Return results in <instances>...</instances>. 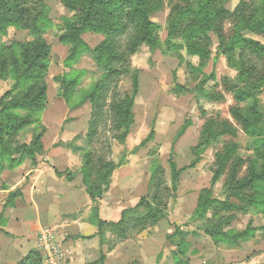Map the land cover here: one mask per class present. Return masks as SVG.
I'll list each match as a JSON object with an SVG mask.
<instances>
[{"label": "rangeland", "instance_id": "obj_1", "mask_svg": "<svg viewBox=\"0 0 264 264\" xmlns=\"http://www.w3.org/2000/svg\"><path fill=\"white\" fill-rule=\"evenodd\" d=\"M42 1L53 21L44 34L52 50L45 77L47 103L38 122L25 127L15 137L16 143H30L44 130L47 148L57 155L63 147L72 148L71 158L78 159L80 169L88 151L95 158L102 156L119 164L112 176L113 189L98 199V209L104 201L110 219L119 208L134 207L143 196L167 216L156 225L152 219L141 224L136 220L149 213L145 206L128 213L125 237L114 227L105 228L102 251L89 246V251L82 250L88 253L74 259L76 263L264 264V77L253 71L263 69L259 58L248 49H239L236 57L243 69L238 72L219 52V40L212 34L210 59L201 63L187 52L181 37L168 42V17L175 2L163 0L162 9L152 15L160 25L157 47L144 44L138 48L119 83V99L130 95L134 100L128 135L121 138L122 131L102 120L90 144L93 106L87 94L105 72L89 52L65 64L70 44L59 41V26L73 13L61 0ZM243 3L262 14L264 0L216 1L231 13ZM234 24L233 18L222 22L220 32L226 40ZM244 36L264 43L263 35ZM83 38L94 48L103 36L86 33ZM32 40L28 31L11 27L0 37V46ZM63 74L69 79L80 74L71 104L66 103L62 85L55 79ZM15 83L13 75L0 77V99ZM261 84V89L250 93ZM105 117L110 119L108 109ZM46 153L37 156V164ZM23 164L35 166L30 156ZM99 169L100 165L95 168ZM46 228L55 227L42 229ZM68 238L77 241L79 248L86 239L80 235Z\"/></svg>", "mask_w": 264, "mask_h": 264}, {"label": "trees", "instance_id": "obj_2", "mask_svg": "<svg viewBox=\"0 0 264 264\" xmlns=\"http://www.w3.org/2000/svg\"><path fill=\"white\" fill-rule=\"evenodd\" d=\"M61 1L73 13L72 17L63 18L59 26L61 31L58 35L59 41L70 44L65 64L78 61L83 53L89 52L105 72L87 94V99L93 106L88 142L94 143L102 120L109 123L114 130L122 131L120 137L125 139L133 122L134 100L130 95L119 99V83L129 71L130 58L138 48L144 44L153 49L157 47L160 25L153 21L152 15L162 9L163 0ZM216 1L219 2V0H170V3L175 2V5L172 6L168 17V42L170 43L174 37H181L187 52L197 56L201 63H205L211 56L210 45L213 34L219 40V52L238 72L243 68L236 57L237 52L239 49H248L263 64L262 70L253 69V71L262 72L260 76L264 77V43L244 36V33L264 36V5L261 15L247 9L250 7L248 3L238 5L231 13L224 5L217 6ZM227 18H233L235 23L228 40L220 32V26ZM52 25L48 8L42 0H0V37L8 34L11 27L26 30L33 37V40L27 44L13 41L10 44L1 43L0 46V77L11 75L16 77L13 90L8 91L0 99V172L22 165L28 156L32 157V163L37 165V156L45 152L44 130L35 135L30 143H16L15 137L17 138L28 125L37 123L40 113L46 107L48 88L45 77L52 50L44 34ZM86 33L102 35L103 39L92 48L83 38ZM241 74L243 76V72ZM79 75L76 74L71 77L72 79H69L67 74L55 78L62 85L61 94L66 98L67 104L72 102L73 88L77 84ZM137 84L136 79L134 93L137 91ZM262 87L263 84L254 87L250 93ZM239 88L243 91L241 86ZM14 92L19 94L14 95ZM107 109L110 113L109 120L105 117ZM23 112L25 114H22ZM99 165L101 169L95 170ZM174 165L173 162L172 166ZM118 166L119 164L102 156L95 158L93 151H88L83 158L82 167L78 172L83 175L84 184L96 204L97 213L98 199L110 189L112 176ZM65 172L56 170L58 176L65 174L70 181L77 174L69 170ZM20 194L18 190L10 193L4 208L13 206ZM147 197H141L134 207L125 208L118 221L103 220L97 214L96 224L99 228L101 245L102 234L107 227H114L120 237H125L127 214L137 212L143 206L149 213L136 220L141 224L152 219L150 221L156 225L167 217ZM3 222L4 215L1 213L0 226ZM103 254L102 261L105 260ZM42 260L41 254L36 249L17 264H42Z\"/></svg>", "mask_w": 264, "mask_h": 264}, {"label": "crops", "instance_id": "obj_3", "mask_svg": "<svg viewBox=\"0 0 264 264\" xmlns=\"http://www.w3.org/2000/svg\"><path fill=\"white\" fill-rule=\"evenodd\" d=\"M45 139L43 137L47 152L44 161L38 160V164L32 167L22 164L0 172V214L4 215V222L0 226V264H17L36 250L39 231L47 226L59 229L60 243L66 247L71 258L67 264H78L74 259H81L82 254L88 253L83 251H89V246H92V251H102L97 236V214L100 219L118 221L126 208H119L110 219L102 201L97 213L83 175L78 172L80 162L77 158H71L72 148L68 150L62 146L57 155L47 148ZM56 170H69L77 174L70 181L65 174L58 176ZM114 184L113 180L110 191ZM18 189L21 194L14 205L4 208L9 194ZM69 235L86 237L84 246L79 248L78 242L68 238Z\"/></svg>", "mask_w": 264, "mask_h": 264}, {"label": "built area", "instance_id": "obj_4", "mask_svg": "<svg viewBox=\"0 0 264 264\" xmlns=\"http://www.w3.org/2000/svg\"><path fill=\"white\" fill-rule=\"evenodd\" d=\"M37 250L42 256V264H67L68 250L60 243L55 228L40 231Z\"/></svg>", "mask_w": 264, "mask_h": 264}]
</instances>
